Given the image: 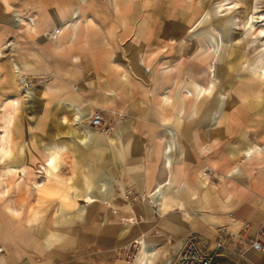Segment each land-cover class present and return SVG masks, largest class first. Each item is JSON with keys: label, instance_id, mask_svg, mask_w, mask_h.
I'll return each instance as SVG.
<instances>
[{"label": "crops", "instance_id": "obj_1", "mask_svg": "<svg viewBox=\"0 0 264 264\" xmlns=\"http://www.w3.org/2000/svg\"><path fill=\"white\" fill-rule=\"evenodd\" d=\"M254 3L245 4L251 11ZM233 9L221 16L216 5L202 15L197 26L213 15L216 34L195 27L187 36L210 47L207 88L205 76L190 81L184 66L149 64L144 32L128 40L120 18L91 33L81 16L71 21L77 7L41 12L50 22L41 31L36 20L35 36L67 25L55 42L41 40L57 76L33 97L32 128L6 149L10 167L25 171L18 203L0 210V264H177L189 238L215 253V264H264V99L213 93ZM244 37L256 54L249 71L264 79V38L248 29ZM97 111L114 128L107 137L86 127ZM37 168L48 176L33 189ZM244 224L262 251H216L219 228L236 234Z\"/></svg>", "mask_w": 264, "mask_h": 264}, {"label": "rangeland", "instance_id": "obj_2", "mask_svg": "<svg viewBox=\"0 0 264 264\" xmlns=\"http://www.w3.org/2000/svg\"><path fill=\"white\" fill-rule=\"evenodd\" d=\"M243 1L248 4L252 2ZM260 1L255 4L257 12L251 13L242 0H0V12L4 14L3 23L0 22V210L5 209L9 199L14 198L17 204V196L22 194L23 190L21 178L25 170L10 167L6 156L7 146L19 144L23 129L32 128L33 97L39 89L44 88L57 76L49 56L45 54L47 51L40 45L43 43L41 40L55 42L62 28L67 25L35 36V29H30L28 21H32L35 28L36 20H40V28L43 31L45 26L49 25L50 18L42 19L41 12L52 16L61 8L71 10L77 7L80 15L78 17L75 13L71 16L73 23L78 24L82 17L84 24L81 28H87L91 33H105V29L110 27L107 23L120 18V22L125 23L123 26L128 29V40H132L138 31L144 32L145 45L142 47V53L148 58L149 64L165 69L172 65L184 66L187 72H191L188 78L190 81H198L199 77L205 76L202 86L207 88L213 79L209 60L206 58L210 47L201 38L190 42L187 36L193 35L195 27L198 30L200 27H206L210 34H216L209 23L213 18L212 14L210 20L197 26L199 20H202V15L217 5L223 16L230 12L225 9L236 5V9H233L235 11L231 10L234 19L225 34L227 41H224L221 59L217 64L216 76L219 83L213 93L217 91L223 96L234 93L245 98L264 99V79H259L249 71L256 54L252 50L244 49L246 29L254 36H262L257 31L264 29V21L257 24L253 22L255 27L250 23L251 15L254 19L258 16L264 19ZM261 2L264 6V0ZM146 17L152 18L158 24H145ZM101 49L102 42H97V53ZM14 63L20 72H26L22 73V77L29 78L34 83L33 91L31 90L32 93L28 96L23 92L20 76L18 78L13 71L10 75L7 72ZM42 65L46 71H39ZM204 65L207 72L201 70L199 74L200 66ZM245 107L246 105H239V108ZM86 127L89 129L87 124ZM89 131L100 136L90 129ZM30 171L34 183L31 187L35 189L43 183L48 173L41 168Z\"/></svg>", "mask_w": 264, "mask_h": 264}, {"label": "built area", "instance_id": "obj_3", "mask_svg": "<svg viewBox=\"0 0 264 264\" xmlns=\"http://www.w3.org/2000/svg\"><path fill=\"white\" fill-rule=\"evenodd\" d=\"M59 32L56 34L58 35ZM55 36V35H54ZM23 82V92L26 96L32 93V89L34 87V83L29 78L23 76L21 78ZM43 81V80H42ZM43 84V83H42ZM32 90V91H31ZM87 126L90 130L94 131L95 133L101 136H109L114 132V128L111 126V123L103 117L102 112L97 111L94 112L90 118L87 120ZM214 177V171L207 169L203 173V178L210 181ZM248 224H244L239 232L236 234L229 233L225 228H219V237L216 242V251L221 249H228L233 244L236 245L234 252L240 257L244 258L247 252L249 251H262V245L259 241L258 237H250L247 234L248 231ZM264 234V232H261ZM138 243L135 242L133 246H131L130 251L128 252V257L130 260L133 261L134 253L133 251L137 248L136 245ZM4 252L3 248L0 246V255ZM215 253L213 254H203L199 249L196 242L189 238L187 240L186 246L181 254L178 256L176 263L177 264H215Z\"/></svg>", "mask_w": 264, "mask_h": 264}, {"label": "bare ground", "instance_id": "obj_4", "mask_svg": "<svg viewBox=\"0 0 264 264\" xmlns=\"http://www.w3.org/2000/svg\"><path fill=\"white\" fill-rule=\"evenodd\" d=\"M259 2V0H255V3L253 4V6L251 7V13L254 11V12H257V7L255 6V4H257ZM260 17L258 16V17H255V19H254V16L253 15H251V20H250V23H251V26H253V27H255L254 26V24H253V22L255 23V24H257V23H259V22H262V21H264V19H262V17L260 18V20H258ZM262 19V20H261ZM28 23H29V25H30V29H35V28H33V23H32V21H28ZM262 26H264V24L262 25ZM260 35H262V36H264V29H261V30H259V31H257ZM12 62V61H11ZM11 66H12V69H13V72H14V74H16L17 75V77L18 76H20V78H23L22 77V72H20V70H19V68L17 67V65L14 63V64H11ZM214 70V69H213ZM19 78V77H18ZM44 170V169H43Z\"/></svg>", "mask_w": 264, "mask_h": 264}]
</instances>
